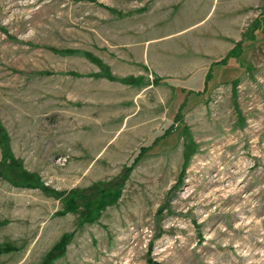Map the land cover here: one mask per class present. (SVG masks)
Listing matches in <instances>:
<instances>
[{"label": "rangeland", "instance_id": "rangeland-1", "mask_svg": "<svg viewBox=\"0 0 264 264\" xmlns=\"http://www.w3.org/2000/svg\"><path fill=\"white\" fill-rule=\"evenodd\" d=\"M0 128V264H264V0H0Z\"/></svg>", "mask_w": 264, "mask_h": 264}, {"label": "trees", "instance_id": "trees-1", "mask_svg": "<svg viewBox=\"0 0 264 264\" xmlns=\"http://www.w3.org/2000/svg\"><path fill=\"white\" fill-rule=\"evenodd\" d=\"M214 62V61H213ZM0 132H1V128H0ZM1 135H2V132H1ZM12 181V180H11Z\"/></svg>", "mask_w": 264, "mask_h": 264}]
</instances>
